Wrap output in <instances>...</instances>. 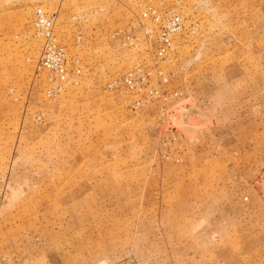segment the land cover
I'll use <instances>...</instances> for the list:
<instances>
[{
  "label": "rangeland",
  "instance_id": "374dc122",
  "mask_svg": "<svg viewBox=\"0 0 264 264\" xmlns=\"http://www.w3.org/2000/svg\"><path fill=\"white\" fill-rule=\"evenodd\" d=\"M161 1L169 58L114 37L139 0H63L82 72L49 95L33 20L58 1L0 0V264H264V0Z\"/></svg>",
  "mask_w": 264,
  "mask_h": 264
},
{
  "label": "built area",
  "instance_id": "2783aa9c",
  "mask_svg": "<svg viewBox=\"0 0 264 264\" xmlns=\"http://www.w3.org/2000/svg\"><path fill=\"white\" fill-rule=\"evenodd\" d=\"M58 1L57 7L53 9H46L38 6L34 12L33 26L36 36L42 39V49L39 58L38 71L50 72L56 81L49 95L52 93H60L63 86L72 79V74L80 75L81 68L76 66L74 70L71 67V60L69 58L68 49L65 44L61 42L60 36L57 32L58 22L61 13V2ZM141 9V17L138 20L137 27H128L118 29L114 33V37L122 39V45L135 46L138 43L150 41L154 39L157 44L155 53L159 57L169 58L174 52L175 38L185 31L187 21L182 13L167 11L161 0H139ZM88 19L84 14H74L70 17V22L75 26L87 22ZM77 43L81 41V35H76ZM148 76H144L143 80L149 79L151 76V69H138ZM74 79V78H73ZM135 77L130 74L123 79H117L111 82L107 87L109 89H117L123 85L134 89ZM78 82H76L77 84ZM39 122L42 123L41 116L38 117Z\"/></svg>",
  "mask_w": 264,
  "mask_h": 264
}]
</instances>
